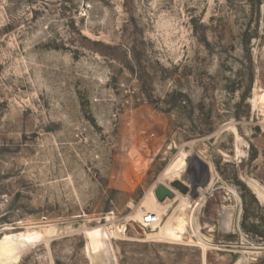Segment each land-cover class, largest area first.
<instances>
[{"label":"rangeland","instance_id":"374dc122","mask_svg":"<svg viewBox=\"0 0 264 264\" xmlns=\"http://www.w3.org/2000/svg\"><path fill=\"white\" fill-rule=\"evenodd\" d=\"M262 101L264 0H0V264H264Z\"/></svg>","mask_w":264,"mask_h":264},{"label":"bare ground","instance_id":"6f19581e","mask_svg":"<svg viewBox=\"0 0 264 264\" xmlns=\"http://www.w3.org/2000/svg\"><path fill=\"white\" fill-rule=\"evenodd\" d=\"M262 107L264 108V101H262ZM177 161V160H176ZM185 169H184V165L180 162H177V163H174L172 164L165 172V175H164V179L165 180H170L171 182H174L176 180H180L181 179V176L182 174L184 173ZM254 183V182H253ZM251 184L253 190H254V193L258 196V198L261 200V201H264V191L257 185V184ZM190 187V186H189ZM178 192V191H177ZM153 194V192H152ZM154 195H152L153 197ZM188 204H186L183 209L181 210V213L179 214L178 218H177V221H176V224L171 226L169 229H168V232L166 236L171 237L172 240H184L187 236V229H186V225L187 223H191V225L193 226L194 225V217H187L185 215V209L187 207ZM152 214H156V213H150L148 211V208L146 206H144L142 209H140L138 211V213L136 214V218L138 220H140L141 222L143 221H146L145 220V217L146 216H149V215H152ZM159 216H161L160 214H158ZM162 217V216H161ZM136 220V219H135ZM189 225V224H188ZM160 226V224H159ZM159 226H156L154 228V230H152V232H154L152 235L156 234V230L158 229ZM194 228V226H193ZM11 229V228H10ZM115 229V228H114ZM124 229V228H123ZM120 228L118 226L117 228V231H119ZM122 230V229H121ZM52 231V230H51ZM61 231V230H60ZM112 231V230H111ZM57 232V231H56ZM124 233V232H123ZM109 235V234H108ZM125 235V234H124ZM107 237V236H106ZM109 237V236H108ZM112 237V236H111ZM116 237V236H115ZM7 240H11L9 239L7 236H6ZM169 238V239H171ZM192 240V239H191ZM200 241V244L202 246H205L206 248H208V244L205 240H203L202 238L199 240ZM14 245V244H12ZM15 246V245H14ZM104 246V245H103ZM6 248V247H5ZM10 249V248H9ZM255 249H261V248H255ZM264 249V248H262ZM5 250V249H4ZM11 251L9 252V257L13 256L14 255V252L15 250H18V248H14V249H10ZM7 251V250H6ZM9 251V250H8ZM1 253V252H0ZM4 253V252H3ZM255 254H259V252H256ZM2 255H0V260H6L8 259L9 257L7 256H3L1 257ZM105 261H107L108 264H110V260L109 258L105 257ZM18 263V256H14V258L12 260H10L7 264H17Z\"/></svg>","mask_w":264,"mask_h":264},{"label":"water","instance_id":"95a60500","mask_svg":"<svg viewBox=\"0 0 264 264\" xmlns=\"http://www.w3.org/2000/svg\"><path fill=\"white\" fill-rule=\"evenodd\" d=\"M208 184L209 183H207L204 188H206ZM177 191L184 195H188L190 193L189 185H187L183 180H176L172 182L171 187L161 184L156 187L155 195L159 202H165L167 199H174ZM192 192L197 193V189L194 187Z\"/></svg>","mask_w":264,"mask_h":264},{"label":"built area","instance_id":"2783aa9c","mask_svg":"<svg viewBox=\"0 0 264 264\" xmlns=\"http://www.w3.org/2000/svg\"><path fill=\"white\" fill-rule=\"evenodd\" d=\"M146 221L142 222V225L146 228V229H150V230H154V228L156 226H159V224L162 223V217L159 216L158 214H152L149 216L145 217Z\"/></svg>","mask_w":264,"mask_h":264}]
</instances>
